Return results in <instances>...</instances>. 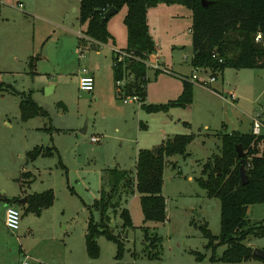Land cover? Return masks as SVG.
Masks as SVG:
<instances>
[{
	"label": "rangeland",
	"instance_id": "rangeland-1",
	"mask_svg": "<svg viewBox=\"0 0 264 264\" xmlns=\"http://www.w3.org/2000/svg\"><path fill=\"white\" fill-rule=\"evenodd\" d=\"M79 2L0 0V82L19 92H31L48 113L23 121L20 94L0 92V264H18L23 254L33 264H114L117 246L103 235L97 238L98 257L90 258L86 252L90 213L98 219L92 204L102 189L109 188V170L134 172L140 149H153L174 134H191L193 140L188 155H174L164 167L165 222L144 220L137 193L125 204L130 228H121L119 210L108 212L110 230L115 235L124 233L121 261L232 264L211 260L225 246L207 248L200 226L206 224L212 235L219 234L220 201L209 197L197 178L208 158L220 154L223 132H248L252 118L264 114V68H225L217 79L224 85L221 91H214L217 81L209 87L195 81L190 104L147 112L142 102L167 104L181 94L182 79L191 80V10L165 3L148 9L147 24L158 61L154 58L153 64L148 58L153 65L147 64L144 101L125 103L115 88L112 51L126 47L123 18L127 8L123 6L108 18L112 38L98 43L82 32ZM36 55L32 68L30 58ZM83 67L94 74L90 92L78 87ZM133 81V73H128L125 83ZM91 136L100 140L93 142ZM36 147L53 153L27 160V152ZM23 172L27 174L21 176ZM47 189L53 190L54 202L40 215L26 212L22 203L12 200ZM9 205L20 212L15 231L4 225ZM247 218L251 223L263 221L264 203L250 205ZM145 231L149 237L160 238L153 247L147 248ZM246 244L264 250V233L249 236ZM198 253L203 255L201 260L196 259ZM236 264L264 261L251 258Z\"/></svg>",
	"mask_w": 264,
	"mask_h": 264
},
{
	"label": "trees",
	"instance_id": "trees-1",
	"mask_svg": "<svg viewBox=\"0 0 264 264\" xmlns=\"http://www.w3.org/2000/svg\"><path fill=\"white\" fill-rule=\"evenodd\" d=\"M206 6L201 0H80L78 20L84 25V36L98 43H107L112 37L107 30L104 13L111 7L117 11L126 6L123 23L126 27V51L124 60L116 61L112 51V72L115 88L116 81L128 73H133L135 81L121 87L120 99L128 95H137L141 101L146 96L148 57L155 53L156 46L149 33L147 11L160 3L182 4L191 10L192 25V57L193 68L207 69L212 74L221 75L225 68H264V0H207ZM260 34L259 40L256 36ZM84 39H80L82 42ZM214 55V56H213ZM38 56L30 58L33 68ZM219 59L221 61H219ZM34 72V71H33ZM158 71L156 70V73ZM8 91L20 94V118L26 121L39 115H48L47 111L35 102L31 92H19L11 84L0 82V92ZM193 82L187 77L182 79V91L177 99L167 104H145L141 108L147 112L167 110L170 106L185 107L192 102ZM220 154L212 155L203 164L201 176L197 178L200 187L205 189L209 197L220 201V232L211 234L207 225L200 226L202 235L207 238L206 247L215 248L224 245L222 254L211 260H220L236 264L251 258L259 259L252 254L253 249L246 244L249 236L263 232L264 220L251 223L247 218L250 205L264 203V151L260 149L264 143V129L260 134L251 131L223 132L220 135ZM191 134H174L166 136L158 146V152L152 149H140L136 156L135 170H109V188L102 189L92 208L98 213L95 220L90 213L86 233L85 247L90 258L99 255L97 238L100 235L115 242L117 246L114 264H136L122 262L124 244L120 235H115L109 228V210L121 219V228H130L132 220L125 204L129 196L137 193L145 221L163 223L166 220L165 197L162 194L163 171L169 158L174 155H188V145L192 142ZM240 145L244 152L243 161L237 155L236 147ZM51 149L34 148L26 154L27 160L37 156L51 155ZM243 164L247 175V183L242 184L240 165ZM27 173L23 172L22 175ZM54 202L52 189L28 194L25 211L40 215L42 210ZM124 232V231H123ZM147 248L153 247L160 240L157 235L149 237ZM216 242V244L214 243ZM215 244V245H214ZM203 255L197 254L201 260Z\"/></svg>",
	"mask_w": 264,
	"mask_h": 264
},
{
	"label": "built area",
	"instance_id": "built-area-1",
	"mask_svg": "<svg viewBox=\"0 0 264 264\" xmlns=\"http://www.w3.org/2000/svg\"><path fill=\"white\" fill-rule=\"evenodd\" d=\"M21 5L22 4L19 3V6H21ZM259 37H260V34H258L256 36V40H259ZM115 52H116L115 53L116 61L124 60V57L127 55L126 51H124V50L115 51ZM148 58L152 63H153L154 58H155V60L158 59L157 56H155L154 54H151ZM147 61H146V66L149 63ZM219 61H221V60L219 59ZM149 64H151V63H149ZM153 64H151V65H153ZM216 77H217V74H212L210 72V70L194 68L193 73L190 75V79H191L190 81H192V82L196 81L203 86L209 87L213 82L216 81ZM125 84H126L125 83V76L122 79L117 80L116 81L117 91L121 92V87ZM93 86H94L93 74L86 67H83L80 70L79 78H78L79 89L81 91L90 92L93 90ZM122 99H123V102H125V103H127V102L132 103L135 101H141L137 95H128V96L123 97ZM261 127H262V125H261L259 119L258 118L254 119L252 122V132L254 134H260L261 133ZM90 140L93 142H97L100 140V138L98 136H91ZM4 225L11 231H15L19 228L20 212L15 206L9 205L6 207L5 213H4ZM18 264H33V263L31 262L28 255L23 254L20 261L18 262Z\"/></svg>",
	"mask_w": 264,
	"mask_h": 264
},
{
	"label": "water",
	"instance_id": "water-1",
	"mask_svg": "<svg viewBox=\"0 0 264 264\" xmlns=\"http://www.w3.org/2000/svg\"><path fill=\"white\" fill-rule=\"evenodd\" d=\"M210 2L207 1V0H201V4L203 6H206L208 5ZM117 12V9L115 7H111L109 8L105 13H104V16H103V19L104 20H107L111 15L115 14ZM236 150H237V155L238 157L240 158L241 162L243 161V157H244V152L242 151V148L240 145H237L236 147ZM152 151L154 153H157L158 152V148L157 147H154L152 149ZM239 171H240V176H241V182L242 184H246L248 179H247V175L245 173V170H244V167H243V164L240 165V168H239ZM4 201H6V199H4ZM27 201V197H22V198H18V199H14V203H26ZM252 254L254 256H257L259 257L261 260L264 261V250L260 249V248H254L253 251H252Z\"/></svg>",
	"mask_w": 264,
	"mask_h": 264
},
{
	"label": "crops",
	"instance_id": "crops-1",
	"mask_svg": "<svg viewBox=\"0 0 264 264\" xmlns=\"http://www.w3.org/2000/svg\"><path fill=\"white\" fill-rule=\"evenodd\" d=\"M147 14H148V11H147ZM153 54H154V53H153ZM191 54H192V53H191ZM191 57H192V55H191ZM184 65H185V64H184ZM88 70H89V69H88ZM89 71H90V70H89ZM90 72H91V71H90ZM91 73L93 74V72H91ZM221 75H222V74H221ZM221 75H217V77H216V81H217V84H218V85H217V87L214 88V91H215V92H219V91H221V89H223V86H224L223 83H222V84H219V82H218V80H217L219 76L221 77ZM93 76H94V74H93ZM185 77H186V76H185ZM216 81H215V82H216ZM257 117L259 118V121H260V123H261V125H262V127H263V129H264V124H263V122H264V114L260 113V114L257 115ZM254 119H255V118L253 117V118H252V122H253ZM252 122H251V125H250V129H249L248 131H251V130H252ZM262 127H261V132L263 131V130H262ZM263 151H264V148H263ZM27 195H28V194H27ZM27 195H26V196H27ZM22 197H24V196H19L18 198H22ZM18 198H17V199H18ZM14 199H15V198H13L12 200L14 201ZM8 201H9V200H6L7 204H9ZM22 205H23V207H25V203H22Z\"/></svg>",
	"mask_w": 264,
	"mask_h": 264
}]
</instances>
